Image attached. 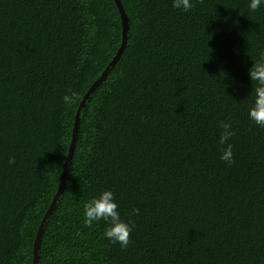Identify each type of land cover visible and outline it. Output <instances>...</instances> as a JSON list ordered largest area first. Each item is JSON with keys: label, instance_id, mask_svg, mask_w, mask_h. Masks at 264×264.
<instances>
[{"label": "trees", "instance_id": "trees-1", "mask_svg": "<svg viewBox=\"0 0 264 264\" xmlns=\"http://www.w3.org/2000/svg\"><path fill=\"white\" fill-rule=\"evenodd\" d=\"M119 1L125 47L81 110L36 264H264V129L247 119L264 6ZM121 40L114 0H0V264H32L76 110ZM221 71L238 94L224 93ZM220 121L235 133L231 165L219 159ZM103 190L134 223L127 248L103 238L104 222L83 224Z\"/></svg>", "mask_w": 264, "mask_h": 264}, {"label": "clouds", "instance_id": "clouds-1", "mask_svg": "<svg viewBox=\"0 0 264 264\" xmlns=\"http://www.w3.org/2000/svg\"><path fill=\"white\" fill-rule=\"evenodd\" d=\"M199 0H170L171 7L177 11L188 13ZM264 6V0H249L248 9L255 12ZM220 81L221 87L225 93L231 89L233 93L238 94L239 82L229 76L226 72ZM247 75L250 82L255 83L251 88L250 105L247 109V119L257 128L264 129V51L259 53L255 63L247 69ZM65 103H71L72 98L65 96ZM221 129L218 142L222 146L219 159L225 164L231 165L234 161L232 145L229 143L231 137L235 134L230 122H219ZM9 164H14V158H9ZM139 210L132 208L130 216L138 215ZM83 224L85 227L92 228L99 222H104L105 228L103 238L110 243L119 244L121 248H127L130 243V234L134 228V223L129 218L125 221L121 219L119 205L116 202L115 195L111 190H103L97 195L88 199L82 207Z\"/></svg>", "mask_w": 264, "mask_h": 264}, {"label": "water", "instance_id": "water-1", "mask_svg": "<svg viewBox=\"0 0 264 264\" xmlns=\"http://www.w3.org/2000/svg\"><path fill=\"white\" fill-rule=\"evenodd\" d=\"M115 4L119 10L120 16H121V25H122V40H121V44L117 50V53L115 54V56L113 57V59L108 63V65L106 66V68L104 69V71L102 72L101 76L92 83V85L90 86V88L88 89L87 93L84 95V97L82 98L76 113H75V117H74V126L72 129V137H71V141H70V145H69V152L68 155L66 157V161L64 163V168L62 169L61 175H60V179H59V186L58 189L53 197L52 203L50 205V207L48 208V210L46 211V213L44 214V216L41 219V222L39 224V227L37 229V233H36V237L34 240V247H33V262L32 264H36L37 262V254H38V250H39V242H40V237L42 235V231H43V226L44 223L47 219V217L50 215L51 211L53 210L57 199L59 197V195L62 192V188H63V184L66 178V173L68 170V166L70 164V160L72 158V153L74 150V146L76 143V139H77V132H78V127H79V116L81 113V110L83 109V107L86 105V101L88 99V97L91 95V93L93 92V90L102 82V80L105 78L106 74L108 73V71L115 65V63L117 62V60L119 59L124 47H125V43L127 40V30H128V19L124 13L123 7L120 3L119 0H114Z\"/></svg>", "mask_w": 264, "mask_h": 264}]
</instances>
